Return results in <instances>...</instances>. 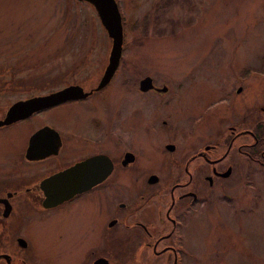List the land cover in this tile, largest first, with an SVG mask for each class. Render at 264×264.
<instances>
[{"label": "flooded vegetation", "instance_id": "flooded-vegetation-1", "mask_svg": "<svg viewBox=\"0 0 264 264\" xmlns=\"http://www.w3.org/2000/svg\"><path fill=\"white\" fill-rule=\"evenodd\" d=\"M121 55L102 85L108 58L88 86L72 81L44 88L51 74L0 80L2 91L17 95L0 104V264H185L193 253L176 227L180 219L213 198L233 203L230 179L264 166V87L255 82L260 97L249 96V103L236 98L253 67L232 73L235 82L223 83L218 99L206 104L209 115L195 118L213 120L219 129L179 150L176 139L190 126L176 124L164 109L180 107L179 88L148 73L134 83L118 68ZM147 75L151 83L143 87ZM253 77L260 81L257 73ZM70 84L80 89L59 100L41 99ZM114 90L125 102L106 100ZM133 93L153 100V117L146 111L145 123L140 109L147 98L131 102ZM100 99L107 101L103 109ZM65 106L72 125L55 122ZM4 141L13 146L3 149ZM140 150L150 160L155 152L158 166L136 163ZM60 238L67 249L47 254L48 243Z\"/></svg>", "mask_w": 264, "mask_h": 264}, {"label": "rangeland", "instance_id": "rangeland-1", "mask_svg": "<svg viewBox=\"0 0 264 264\" xmlns=\"http://www.w3.org/2000/svg\"><path fill=\"white\" fill-rule=\"evenodd\" d=\"M116 2L124 36L120 57L123 62L118 68L134 83L148 73L157 83H175L179 88L176 100L181 101L180 107H164L176 124L190 126L176 139L179 150L188 142L203 141L209 131L219 129V123L213 120L197 123L195 118L209 115L205 113L206 104L218 99L223 83L227 81L229 87L235 82L232 73L253 67L246 70L251 78H245L244 90L236 94V98L243 97L242 105L253 101L249 96L258 99L264 95L263 90L259 96L257 89L264 87V0ZM144 14L148 17L145 34L139 27L125 24L129 17L140 18ZM158 27L160 32L155 31ZM110 43L94 7L84 0H0V80L51 74V83L44 88L72 81L88 86L96 81L106 63ZM250 72L257 73L260 81ZM25 92L27 89L20 93ZM113 92L106 100L125 102L117 90ZM8 93L0 88V104L17 96ZM143 96L147 99L140 117L145 123V112L150 118L154 112L150 95L133 93L128 100L134 102ZM98 102L102 109L107 106L103 99ZM63 109L57 110L61 113ZM63 114L56 124L72 125L73 114L67 106ZM12 146L11 141L1 144L6 150ZM140 152L136 163L142 167L158 166L155 152L154 160L149 159V152ZM251 170L248 175L237 173L230 179L228 188L229 194L235 195L233 203L222 194L225 199L213 198L202 211L180 219L181 224L176 227L182 229L184 243L193 253L185 264H264V166ZM67 246L64 238L53 240L46 253L55 255Z\"/></svg>", "mask_w": 264, "mask_h": 264}, {"label": "water", "instance_id": "water-1", "mask_svg": "<svg viewBox=\"0 0 264 264\" xmlns=\"http://www.w3.org/2000/svg\"><path fill=\"white\" fill-rule=\"evenodd\" d=\"M89 4L93 5L96 14L99 18L100 24L104 26L108 37H110V50L108 53V61L104 66V72L99 78L98 85L104 84L106 79L115 70V66L118 61V57L121 52L122 44V25H121V15L119 14L118 6L115 0H85ZM151 78L147 75L140 79V84L143 87L150 85ZM80 89V86L77 84H70L64 86L58 90L52 91L48 95L41 97L43 101L51 102L52 100H59L66 96L73 95L75 89ZM40 99V98H37ZM40 99V100H41Z\"/></svg>", "mask_w": 264, "mask_h": 264}, {"label": "trees", "instance_id": "trees-1", "mask_svg": "<svg viewBox=\"0 0 264 264\" xmlns=\"http://www.w3.org/2000/svg\"><path fill=\"white\" fill-rule=\"evenodd\" d=\"M125 21V20H124ZM148 22V17L147 15L144 14V16L140 17V18H132L129 17L128 21L125 23L127 26L129 27H139V29H141L142 33L145 34V31L147 29V24ZM170 23L172 24V22L170 21ZM159 30H161L159 27L158 29H156V32H160Z\"/></svg>", "mask_w": 264, "mask_h": 264}]
</instances>
